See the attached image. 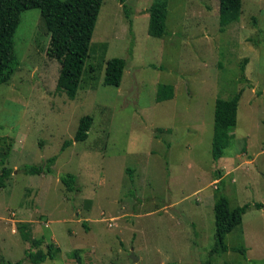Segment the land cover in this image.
<instances>
[{"label":"rangeland","instance_id":"1","mask_svg":"<svg viewBox=\"0 0 264 264\" xmlns=\"http://www.w3.org/2000/svg\"><path fill=\"white\" fill-rule=\"evenodd\" d=\"M162 1L168 35L154 38L147 12ZM219 1L125 0L127 17L121 0H104L74 99L57 89L61 64L47 54L40 10L22 14L20 65L0 85V172L14 170L0 190V264L31 249L21 223L30 241L55 246L42 264H207L219 186L231 209L250 205L225 239L247 251L213 264H264V210L255 207L264 204V0H243L225 32ZM113 58L127 62L120 87L103 84ZM160 85L173 86L172 100L157 102ZM240 91L237 126L215 162L216 100ZM85 116L89 137L75 142ZM53 157L52 174L22 172ZM69 173L77 192L60 181Z\"/></svg>","mask_w":264,"mask_h":264},{"label":"trees","instance_id":"2","mask_svg":"<svg viewBox=\"0 0 264 264\" xmlns=\"http://www.w3.org/2000/svg\"><path fill=\"white\" fill-rule=\"evenodd\" d=\"M129 17L128 6L121 0ZM104 0H0V85L9 83L17 71L20 62L15 53V34L21 23L22 14L31 9H39L43 28L50 35L48 56L56 59L61 64L57 81V89L64 92L68 98H76L83 81L85 65L90 56V47L96 28L98 17ZM243 0L219 1L220 31L225 32L233 23L240 20ZM168 2H156L149 9L150 35L162 38L168 35L167 16ZM247 63V60H246ZM127 62L121 58L107 61L103 84L106 86L120 87ZM245 69V66H243ZM243 92H238L231 99L218 98L215 103L213 159L218 162L223 156V151L231 143L232 133L237 126L238 107ZM174 98V88L171 85H160L158 88L157 102L162 103ZM93 125V118L85 116L80 120L74 141L84 142L89 137ZM73 141H66L62 151L72 145ZM11 149V145H10ZM10 154L5 152L3 159ZM56 157L50 158L42 166L26 165L22 172L26 175H49L53 173V164ZM14 170L3 167L0 172V190L6 188ZM220 179V176H217ZM60 181L70 192L79 191L77 177L73 174L60 176ZM222 184V182H221ZM220 184V185H221ZM255 207L264 210L263 203H256ZM250 205L231 209L229 199L217 188L214 204L215 214V244L211 249L207 264H213L212 258L231 251L239 252L246 256L245 248H230L225 239L243 222ZM26 224L21 223L19 230L25 242H31V249L26 251L23 260L16 263L42 264L55 258L54 248L51 243L43 249L45 239L30 241L29 234L25 232Z\"/></svg>","mask_w":264,"mask_h":264},{"label":"water","instance_id":"3","mask_svg":"<svg viewBox=\"0 0 264 264\" xmlns=\"http://www.w3.org/2000/svg\"><path fill=\"white\" fill-rule=\"evenodd\" d=\"M133 260H134L135 262H138V259H137V258H135L134 256H133Z\"/></svg>","mask_w":264,"mask_h":264}]
</instances>
